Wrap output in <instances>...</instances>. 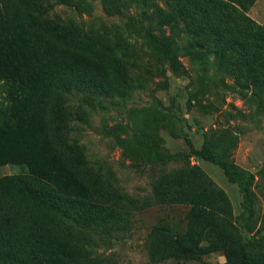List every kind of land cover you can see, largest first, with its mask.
<instances>
[{
	"label": "trees",
	"instance_id": "16d2710c",
	"mask_svg": "<svg viewBox=\"0 0 264 264\" xmlns=\"http://www.w3.org/2000/svg\"><path fill=\"white\" fill-rule=\"evenodd\" d=\"M254 2L101 0L109 14L126 15L133 5L138 9L128 16L130 29L141 38L136 48L117 27L86 30L49 16L53 4L45 0H0V166L17 168L0 176V264H130L94 254L95 232L104 242V234L125 228L127 199L108 190L69 141L72 114L66 95L126 97L137 85L130 67L152 73L142 62L145 55L163 60L164 70L176 74L185 70L181 57L186 56L197 93L220 78L226 83L218 76L223 75L264 106V25L247 14ZM153 115L146 109L131 113V123L124 126L127 154L134 167L143 164L138 157H153L148 175L155 201L187 209L180 219L152 226L150 259H198L219 251L225 260L216 264H264V243L243 236L264 232V209L255 215L260 198L254 174L231 157L236 139L213 138V131L196 147L186 136L188 152L167 154L158 149L159 118ZM178 155L183 167L166 171ZM191 157L216 165L236 185L239 215L227 192L191 164Z\"/></svg>",
	"mask_w": 264,
	"mask_h": 264
},
{
	"label": "rangeland",
	"instance_id": "374dc122",
	"mask_svg": "<svg viewBox=\"0 0 264 264\" xmlns=\"http://www.w3.org/2000/svg\"><path fill=\"white\" fill-rule=\"evenodd\" d=\"M45 2L53 4L52 0ZM47 13L51 17L72 20L86 30L117 27L134 47H141V38L130 29L131 21L128 19L129 14H138L134 5L127 10L126 15L109 14L101 0H82L79 6L53 4L47 8ZM247 14L264 25V0H255ZM184 38L188 39L189 36ZM181 61L185 70L176 74L167 68L164 70L163 60L157 57L150 60L145 55L142 62L150 66L153 74H144L138 66L130 67V74L137 85L126 97L98 95L87 91H72L66 95L65 106L72 114L69 141L79 147L86 166L99 175L108 190L120 196L125 195L124 199H127L122 205L125 210V228L118 234H104V242L100 241V233L93 234L97 242L93 245L94 254L97 256L130 264H216L225 260L219 251L202 255L198 259H150L148 238L152 226L162 220L180 219L187 206L164 205L155 201L151 177L148 175L151 170L148 167L154 164L151 163L152 156H145V161L138 157L137 160L143 162L142 166L131 165L133 158L127 154L123 141L129 139L124 126L131 123V113L140 109H146L159 118L156 121L155 140L158 149L167 154L188 152L186 136L196 147L201 145L205 136L210 139V132L213 131V138L223 134L228 140L230 137L236 139L231 157L235 164L254 174V188L260 198L255 215L262 214L264 106L258 105L248 94L241 93L238 86L232 85V79L223 75L218 76L223 77L226 83H219L220 78L218 83L212 81L204 93H197L199 84L188 58L183 56ZM227 84L231 86L227 87ZM190 160L191 164L199 166L227 192L234 215H239L241 210L237 201L240 194L236 185L228 182L216 165L192 157ZM183 162L178 155L171 160L166 171L180 169ZM153 169L157 170L156 166ZM13 170L17 171V168L2 165L0 176ZM240 221L244 222V218H240ZM243 236L251 243H264V232H243Z\"/></svg>",
	"mask_w": 264,
	"mask_h": 264
}]
</instances>
